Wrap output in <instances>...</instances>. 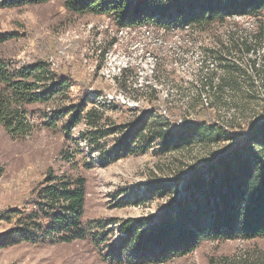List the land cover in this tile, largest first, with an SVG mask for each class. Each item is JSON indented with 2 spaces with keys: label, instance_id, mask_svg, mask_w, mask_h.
I'll return each mask as SVG.
<instances>
[{
  "label": "rangeland",
  "instance_id": "1",
  "mask_svg": "<svg viewBox=\"0 0 264 264\" xmlns=\"http://www.w3.org/2000/svg\"><path fill=\"white\" fill-rule=\"evenodd\" d=\"M63 2L0 8V34L12 35L0 43V57L13 68L53 58L54 72L71 81L66 98L56 96L47 104L28 106L32 126L23 137H12L0 125V232L15 221L2 220L1 215L11 208L28 205L30 209L35 187L49 171L85 179L82 223L99 222L103 229L92 230V238L67 244L21 242L0 247V264H118L108 260L107 253L122 236L120 225L155 217L174 199L185 197L184 187L194 170L264 123L263 16H228L223 21L187 24L189 28L169 23H153L149 29L133 25L118 37L114 53L124 55L129 68L116 79L107 78L111 59L105 61L104 52L116 39L117 25L105 14H73ZM214 60L226 61L212 71L209 61ZM115 89L133 106L104 108L102 102L92 100ZM84 99L86 109L102 111L101 128H117L99 142L106 154L143 117L147 125L142 133L176 131L175 139L169 136L170 145L163 148L154 132L155 141L144 152L116 158L104 167H87L97 154L80 140L89 129L86 120L67 129L72 123L69 113L55 127L45 125L55 110ZM197 124L219 125L233 142L189 139L193 131L188 127ZM183 134L186 139L177 140ZM159 184L164 191L156 189ZM102 230L95 241L93 235ZM153 264H264V237L205 240L188 255Z\"/></svg>",
  "mask_w": 264,
  "mask_h": 264
},
{
  "label": "trees",
  "instance_id": "2",
  "mask_svg": "<svg viewBox=\"0 0 264 264\" xmlns=\"http://www.w3.org/2000/svg\"><path fill=\"white\" fill-rule=\"evenodd\" d=\"M49 1L0 0V8ZM63 1L64 8L73 14H105L119 27L137 25L147 19L158 24L195 26L216 19L223 21L228 16L264 18V0ZM260 22L262 35L264 21ZM10 37L11 34H0V43ZM70 84L67 76L56 74L45 61L13 68L0 57V125L12 137H23L32 126L28 119V106L47 104L56 96L66 98ZM85 104L86 99L55 110L45 125L55 127L62 116L71 113L72 123L66 126L68 129L84 118L89 129L80 140L87 143L92 154H97L87 167L96 164L104 167L116 158L144 152L155 141L154 132L161 138L163 148L170 145L169 136L175 139L176 131L165 133L162 129H149L142 133L147 125L143 117L139 125L117 139L112 151L106 154L99 142L117 128H101L102 111L93 107L86 109ZM100 106L107 108L110 105L102 103ZM188 128L193 131L189 139L200 136L201 139L228 140L229 143L234 139L216 124H197ZM184 139L185 134L177 140ZM2 172L0 166V176ZM162 185H157L156 189L164 191ZM184 189L187 195L174 199L157 216L137 223L128 220L120 225L118 229L122 236L108 251V260L118 264L166 263L190 254L205 240L264 237V123L248 133L243 141L227 146L206 166L194 170ZM85 198L83 177L58 176L49 171L35 187L30 209L28 205L20 209L11 208L1 215L2 220L15 221L0 232V247L21 242L67 244L92 238V230L103 229V224L82 223ZM103 233L104 230L98 236L93 235V239L98 241Z\"/></svg>",
  "mask_w": 264,
  "mask_h": 264
},
{
  "label": "built area",
  "instance_id": "3",
  "mask_svg": "<svg viewBox=\"0 0 264 264\" xmlns=\"http://www.w3.org/2000/svg\"><path fill=\"white\" fill-rule=\"evenodd\" d=\"M153 23H156L155 20L153 21V20L147 19L143 21L142 23H140V25L142 26L143 29H149L154 25ZM105 25H107L106 26L107 29L112 30L111 24L109 25L108 23H106ZM91 27L92 25H89V24L87 25V29H90ZM183 27L189 28L188 25H184ZM130 28H132V26H121V27L116 26V29L113 30L116 39L111 43L110 47H108L107 50L104 52V60L106 61L107 59H111L112 61V63L111 61H109V65L111 66V68L107 69V78L110 76H116V79H119L122 73L129 68L128 63H127V58L124 55L115 54L114 52H115V48L117 44L119 43L118 37L120 38L124 33L130 30ZM222 61L221 62L218 60L209 61V69L212 71L218 70V65H221L226 60H222ZM113 62H114V65H113ZM47 63L50 69L54 71L53 67L57 66V62L54 61L53 58H50L49 62ZM214 84L215 83L213 82L212 86ZM204 96L205 95H203L202 103L207 107L208 99ZM92 100L102 102L107 105L118 104L122 106H133V104L129 101V98L126 97V95H124L123 92H120V91L118 92L116 89L109 90L103 95H95L94 99ZM162 112L166 113V110H163ZM178 123L183 125L182 121H179Z\"/></svg>",
  "mask_w": 264,
  "mask_h": 264
}]
</instances>
